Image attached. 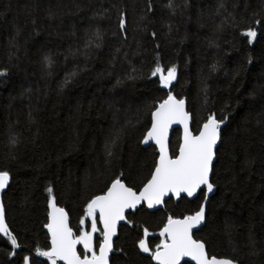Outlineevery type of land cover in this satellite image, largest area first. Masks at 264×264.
Masks as SVG:
<instances>
[{
    "label": "trees",
    "instance_id": "trees-1",
    "mask_svg": "<svg viewBox=\"0 0 264 264\" xmlns=\"http://www.w3.org/2000/svg\"><path fill=\"white\" fill-rule=\"evenodd\" d=\"M249 28L256 37L246 36ZM157 63L176 66L169 88L151 75ZM4 69L0 171L10 174L3 204L19 247L0 233V264H25L24 257L51 264L37 249L51 248L45 227L52 197L78 236L81 219L91 230L88 202L113 180L141 190L159 157L156 145L142 141L169 91L187 103L195 134L208 115L227 117L213 165L215 192L194 237L209 256L264 264V0H0ZM180 143L175 129L173 157ZM205 193L129 212L111 264H154L167 218L194 214ZM97 228L94 244L103 239L98 215ZM140 239L148 253L138 248Z\"/></svg>",
    "mask_w": 264,
    "mask_h": 264
},
{
    "label": "snow or ice",
    "instance_id": "snow-or-ice-1",
    "mask_svg": "<svg viewBox=\"0 0 264 264\" xmlns=\"http://www.w3.org/2000/svg\"><path fill=\"white\" fill-rule=\"evenodd\" d=\"M119 27L121 29L125 27L123 17L119 21ZM256 35L253 28H249L246 32V36L250 39ZM5 74L6 69L0 70V76ZM176 74L175 65L165 69L159 63L151 72L152 76H158L159 84L163 88L172 85L176 80ZM189 120L190 114L185 111V100L177 99L169 91L167 98L151 113V128L142 141L146 144L154 140L159 146V160L151 173V179L138 193L126 186L122 179L113 180L106 192L94 196L87 204L86 216L90 218L91 231L83 230L85 220L81 219L80 235L75 238L72 229L68 227V214L63 208L57 207L55 197H52L48 201L51 209L48 215L51 222L47 225L51 232V248L47 251L37 249V254L48 257L51 264H56L57 259L65 261L66 264H109V254L113 250L112 238L116 234L117 224L126 219V210L136 209L143 203H146L149 209L155 208L163 203L164 197L169 193L177 197L186 193L188 197H192L198 190L203 191L202 186L206 188V193H211L214 190V185L210 182L212 162L218 142L221 140V126L227 117L217 119L215 113L208 115L198 135H193L189 130ZM173 123H180L184 127L183 142L179 145L178 154L174 158L169 155L167 144L168 130ZM9 179L8 171H0V191L7 187ZM47 191L51 194L52 189L48 188ZM204 198L207 200V194ZM97 214L103 225L101 232L103 239L98 244H94V233L98 231ZM204 220L203 203L198 211L182 219L169 216L160 233L167 239L157 246L152 258L158 261V264H180L183 257H190L197 264H237L229 257L216 255L209 257L204 242L193 239V229ZM0 233L11 236V244L19 247L16 237L11 235L6 224L2 201H0ZM143 233L147 237L148 229H143ZM78 244L83 245V257L76 251ZM137 246L145 253L150 251L146 239H140ZM97 247L98 254L95 250ZM23 259L25 264H28L29 258Z\"/></svg>",
    "mask_w": 264,
    "mask_h": 264
},
{
    "label": "water",
    "instance_id": "water-1",
    "mask_svg": "<svg viewBox=\"0 0 264 264\" xmlns=\"http://www.w3.org/2000/svg\"><path fill=\"white\" fill-rule=\"evenodd\" d=\"M185 111L188 112V113L190 114L189 130L191 131V133H192L193 135H198L199 133L195 134V133L193 132V130H192L193 117H192V114L188 111V106H187V103H186V102H185ZM150 128H151V127H150ZM150 128H149V129H150ZM175 129H180V130H181V143L183 142V135H184V127H183V125L180 124V123H173V124L170 126L169 130H168V141H167V144H168V151H169V155H170L171 157H173V156L171 155V151H170V141H171V137H172L173 131H174ZM146 134H147V133H146ZM145 136H146V135H145ZM221 138H222V131H221ZM181 143H180V144H181ZM220 143H221V140L218 142V145H217V148H216V153H217V149H218ZM143 145H144L145 147H148V146H150V145H156V146L158 147V150H159V146L155 143L154 140H150V141H149L148 143H146V144L143 143ZM173 158H174V157H173ZM158 160H159V157H158ZM215 160H216V155H215V158H214V160H213V162H212V171H211V173H210V182H211V183H212L213 165H214ZM157 162H158V161H157ZM150 179H151V177H150ZM150 179H149V180H150ZM9 183H10V179H9V182H8L7 187H6L4 190L0 191V201H2V202H3V194H4V192L6 191V189L8 188ZM124 183H125V182H124ZM125 185L127 186L126 183H125ZM128 187H129V186H128ZM142 188H143V187H142ZM142 188H141V189H142ZM203 188L206 189L204 186H202V189H203ZM200 191H201V190H198V191H197L192 197H188L186 193H182L180 197L175 196V194H173V193H169L167 196L164 197L163 203H162L161 205H157L155 208H152V209H149L148 207H147V208H148L150 211H157V210H160V209H162V208L164 207L165 202H166L167 200H169L170 198H174L176 201H178V200H180L182 197L185 196V197H187V198H189V199L192 200V199H195V198L198 197V195L200 194ZM214 192H215V186H214V190H213L211 193H205V194H207V200H205V198H204V201H203V204H204V206H205V220L202 221V223H201L200 225H197V226L193 229V231H192L193 239H196V238L194 237L195 232H197V231H199L200 229H202L203 226H204L205 223H206L207 206H208L209 200H210L211 196L214 194ZM137 193H138V192H137ZM144 204L146 205V203H144ZM140 206H141V205H138L136 209H138ZM146 206H147V205H146ZM57 207H60V206L57 205ZM4 208H5V206H4ZM60 208H62V207H60ZM63 209H64V208H63ZM136 209H128V210H126V211H125V217L127 216V214H128L129 212H131V211H133V210H136ZM50 210H51V209H50ZM64 210H65V209H64ZM65 211H66V210H65ZM66 213L68 214L67 211H66ZM97 215H98V214H97ZM179 219H182V218H179ZM5 221H6V224L8 225V223H7V218H6V209H5ZM125 221H126V219L123 220V221H120V222L117 224L116 234H115V235L113 236V238H112L113 250H112V252L109 254V264H111L112 254H113V251H114V243H115L116 236H117V234H118V232H119V228H120V226H121L123 223H125ZM50 222H51V221H50V217H49V220H48L47 225H48ZM100 224H101L102 229H103V225H102L101 222H100ZM47 225H46L45 229H46V232H47L48 235H49V238H50V245H51V232H50V230L48 229ZM68 227L72 229V232H73V238H75V232H74V230H73V228H72V226H71V219H70L69 214H68ZM8 228H9V226H8ZM9 231H10V228H9ZM10 233H11V231H10ZM2 234H3V233H2ZM166 238H167V237H166ZM196 240H197V239H196ZM169 242H170V241H169ZM161 250H162V248H161ZM76 251L79 253L78 245L76 246ZM207 253H208V252H207ZM79 254H80V253H79ZM80 255H81V254H80ZM208 255H209V254H208ZM81 257H82V256H81ZM209 257H210V256H209ZM153 261H154V264H158V261H156L155 259H153ZM185 262H189V263H192V264H197V262H196L195 260H192L190 257H183V258H181L180 264H184ZM56 264H66V262L63 261V260L57 259Z\"/></svg>",
    "mask_w": 264,
    "mask_h": 264
},
{
    "label": "rangeland",
    "instance_id": "rangeland-1",
    "mask_svg": "<svg viewBox=\"0 0 264 264\" xmlns=\"http://www.w3.org/2000/svg\"><path fill=\"white\" fill-rule=\"evenodd\" d=\"M84 231H91V230H84ZM95 236H96V234L94 233V241H95ZM79 245H81L83 247L82 244H79Z\"/></svg>",
    "mask_w": 264,
    "mask_h": 264
}]
</instances>
